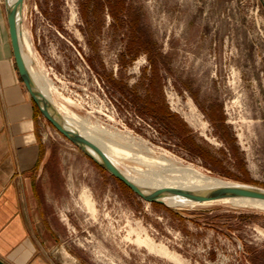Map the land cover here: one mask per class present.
Listing matches in <instances>:
<instances>
[{"label":"rangeland","instance_id":"rangeland-1","mask_svg":"<svg viewBox=\"0 0 264 264\" xmlns=\"http://www.w3.org/2000/svg\"><path fill=\"white\" fill-rule=\"evenodd\" d=\"M23 6L31 66L83 127L132 138L131 154L173 165L168 181L192 167L264 189V0ZM46 127L58 158L55 264H264L263 210L143 201Z\"/></svg>","mask_w":264,"mask_h":264},{"label":"crops","instance_id":"crops-1","mask_svg":"<svg viewBox=\"0 0 264 264\" xmlns=\"http://www.w3.org/2000/svg\"><path fill=\"white\" fill-rule=\"evenodd\" d=\"M52 139L16 71L0 0V260L5 264H55L60 238Z\"/></svg>","mask_w":264,"mask_h":264},{"label":"bare ground","instance_id":"bare-ground-1","mask_svg":"<svg viewBox=\"0 0 264 264\" xmlns=\"http://www.w3.org/2000/svg\"><path fill=\"white\" fill-rule=\"evenodd\" d=\"M10 1H13V0H10ZM22 16H23V8L21 12V17ZM20 50H21V55L24 60V63L33 81L35 82L37 87L51 100V102L54 104L58 112L62 114L66 123L70 125L71 127H73L74 129H76L84 138H86L88 141H90L92 144L98 147L110 159V161L120 171V173L132 183L136 184L137 186L143 189H150V190L160 189V188H176V189H184V190H192V191H199V190H204V189H208V188H212L216 186L230 184L227 181L223 180L222 178L220 179L218 177L205 175L201 173L202 171L199 172L198 170L193 169L192 167L184 168L183 166H181L183 167L182 169L177 170L178 173L174 174L176 176L175 178L177 179V181L175 180L173 181L172 179L174 178H171V181L166 180L167 178L165 179V175L167 172H172V171L176 172V169L172 170L173 165L171 166V169H170V168H167L169 164L166 167L165 164L162 161L157 160V158H153V157L146 158V156H142L140 154H137L136 152L135 154H131L128 150L131 148H128L127 146L133 145L134 141L132 138H129L127 136L117 135V134L116 135L112 134L113 136L110 135L111 137L103 138L102 136L104 134L100 136L97 134L98 130H91V129H87L83 127L77 115H75L67 107H65L64 106L65 104L62 105L56 101L55 99L56 97L54 98L52 95V86L50 82L46 79L47 77L45 78L40 73L39 70L34 72V69L31 66V61L32 59H34L33 58L34 53L32 52V48H31L30 41L27 36V32L23 28L22 23L20 24ZM107 135L105 134L104 136H107ZM134 140L135 141L137 140L138 142V139H134ZM148 156H151V155H148ZM161 158L163 157L161 156ZM130 160L133 162H137V163L139 162L140 164H143V167L145 166L144 167L145 169H141L138 166L129 165ZM173 162H175V160ZM82 198H83L82 201L86 207V210L94 213V207L92 203L90 202L91 200L88 199L89 197L82 194ZM221 203H225L230 206L238 207V208H251V209H257V210L264 211V202L258 201V200H252V199H226V200H220L216 202H204L200 204L189 202V201H183L182 199L178 197H167L163 199V204L165 206H170V207H187V208L195 207L196 208L197 206H210V205H217Z\"/></svg>","mask_w":264,"mask_h":264},{"label":"water","instance_id":"water-1","mask_svg":"<svg viewBox=\"0 0 264 264\" xmlns=\"http://www.w3.org/2000/svg\"><path fill=\"white\" fill-rule=\"evenodd\" d=\"M24 0H3L12 56L18 76L40 115L61 136L79 149L93 163L113 178L120 181L133 194L149 203L163 204L167 197H178L194 203L216 202L226 199H252L264 202V189L251 185L230 183L204 190L192 191L176 188L143 189L124 177L110 159L76 129L66 123L51 100L33 81L21 55L20 24ZM0 264H5L0 260Z\"/></svg>","mask_w":264,"mask_h":264},{"label":"trees","instance_id":"trees-1","mask_svg":"<svg viewBox=\"0 0 264 264\" xmlns=\"http://www.w3.org/2000/svg\"><path fill=\"white\" fill-rule=\"evenodd\" d=\"M97 5L102 6L99 2H97ZM114 18H117L116 15L112 14ZM120 182V181H119ZM121 183V182H120ZM122 184V183H121ZM126 187V186H125ZM127 188V187H126Z\"/></svg>","mask_w":264,"mask_h":264},{"label":"built area","instance_id":"built-area-1","mask_svg":"<svg viewBox=\"0 0 264 264\" xmlns=\"http://www.w3.org/2000/svg\"><path fill=\"white\" fill-rule=\"evenodd\" d=\"M44 119V118H43ZM45 120V119H44ZM46 121V120H45Z\"/></svg>","mask_w":264,"mask_h":264}]
</instances>
